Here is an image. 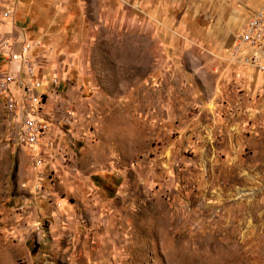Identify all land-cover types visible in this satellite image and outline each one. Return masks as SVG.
<instances>
[{"label":"rangeland","instance_id":"374dc122","mask_svg":"<svg viewBox=\"0 0 264 264\" xmlns=\"http://www.w3.org/2000/svg\"><path fill=\"white\" fill-rule=\"evenodd\" d=\"M247 3L12 0L2 26L59 80L43 115L72 120L34 167L0 100V264H264V71L231 51Z\"/></svg>","mask_w":264,"mask_h":264},{"label":"built area","instance_id":"2783aa9c","mask_svg":"<svg viewBox=\"0 0 264 264\" xmlns=\"http://www.w3.org/2000/svg\"><path fill=\"white\" fill-rule=\"evenodd\" d=\"M12 12V0H3L0 5V59L6 61V65L0 66V100L12 125L13 141L29 151L37 167L45 157L57 156L53 121L63 118L71 123L72 110L57 105L52 110L54 120L43 115L45 82L55 84L59 80L55 76L46 78L38 68L34 56L36 43L32 39L22 34L21 37L9 35L1 29L5 21L12 19ZM231 51L244 64L264 71V5L247 13L242 27L234 35Z\"/></svg>","mask_w":264,"mask_h":264},{"label":"crops","instance_id":"0c3cea01","mask_svg":"<svg viewBox=\"0 0 264 264\" xmlns=\"http://www.w3.org/2000/svg\"><path fill=\"white\" fill-rule=\"evenodd\" d=\"M262 3V2H261ZM248 5H251L252 6V4H248L247 3V5H245V7H246V10H245V12H244V15H243V17H240V20H241V23H240V25L238 26L239 28H238V30L242 27V24L244 23V21H245V19H246V16H247V13L249 12V11H251V10H253L251 7H248ZM229 27V29L227 30V28ZM234 27L235 26H233V24H231L230 26H227L226 28H225V31H227V32H229V31H231V30H233L234 29ZM4 32H6L7 34H9V35H18L19 37H21L22 35L23 36H25L24 35V33L23 32H21V31H19V30H16V29H11V28H8V26H2V28H1ZM22 34V35H21ZM26 37V36H25ZM233 41V40H232ZM233 43V42H232ZM229 46H231V44H229ZM6 65V61H4V60H1L0 59V66H5ZM46 88V90H47V92H46V94L48 93V95H49V92H52L53 91V93L54 92H56V91H54L53 89L51 90V88L48 86V87H45ZM45 103H46V99H45ZM45 105V104H44ZM25 148V147H24ZM26 149V148H25ZM29 152V151H28Z\"/></svg>","mask_w":264,"mask_h":264}]
</instances>
